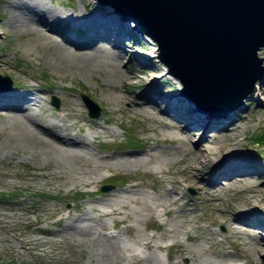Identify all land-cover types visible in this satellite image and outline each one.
Segmentation results:
<instances>
[{
    "label": "bare ground",
    "instance_id": "bare-ground-1",
    "mask_svg": "<svg viewBox=\"0 0 264 264\" xmlns=\"http://www.w3.org/2000/svg\"><path fill=\"white\" fill-rule=\"evenodd\" d=\"M6 6L9 8V17L2 28L3 33L7 27L9 30L23 31L27 35L33 34L35 37L29 43L32 48L37 49L36 56L47 48V53L59 52L55 56L57 64L63 63L68 57H76L83 59L85 65L89 64L91 67H110L114 77L123 84L116 87L117 95L111 99L118 105L116 111L121 115L150 112L152 116L149 120L159 126V134L163 136L161 141L171 145L152 148L143 154L120 151L108 157L100 156L94 152L91 142L101 137L115 136L114 130L105 128L98 120L87 118L83 113L84 107L79 108L67 87L58 84L49 88L34 86L22 79L14 90L0 92V154L16 157L15 163H21L24 158L32 159L34 168L41 172L34 176L45 179L47 186H69L70 189L98 186L107 172L143 167L155 174H163L170 168L183 166L180 172L183 180L190 186L196 185L199 188L198 195L207 196L215 211L223 218L226 228L239 236V242L234 245V255L230 256L220 250L222 244L218 250L209 249V246L203 247L197 242L193 243V246L181 244L177 238L183 231L187 216L178 214L179 208L174 210L171 218L162 221L164 228L156 239H173L174 242L167 247L173 248L178 259L186 257L187 264H231L241 259L247 264H264L263 240L257 235L241 233L245 228L249 230L246 224L255 227L249 230L251 233L264 231V216L243 212L256 206L264 209V173L258 170L257 163L250 162L246 156L219 163L220 156L214 155L211 147L220 138L227 141L233 139L234 145L230 144L224 148L225 153L233 154L231 146L239 144L235 139L239 130L244 127L241 125L243 119H240L244 118V103L221 116H209L194 109L185 99L179 97L177 92L167 93L164 88L159 87L154 90L147 87L139 92L138 100L132 101L130 81L137 76L134 70L124 65L123 54L128 55V52L122 42L125 38L135 39L136 36L132 35L134 28L124 20L99 5L90 6L85 1H81L77 8L67 9L63 3L51 0H8ZM147 37L144 35V38ZM40 40L45 43L40 45ZM97 43L102 47L97 48ZM154 53V50H148L149 55L153 56ZM258 54L262 57L263 50ZM134 59L142 66L140 73L146 74L151 70L148 58L138 55ZM15 67V72H21ZM10 69V62L0 55V72L11 75ZM34 77L30 76L32 80ZM52 89H56L55 95L63 102L59 110H53L44 104L47 95L53 92ZM261 95H264V72L260 74L254 83L253 91L246 99L260 103ZM130 101L132 104L129 107H123ZM237 112L241 113L237 115ZM38 115H44L50 121L46 122L38 118ZM211 129L215 136L208 142L207 135ZM202 143L206 144L205 153L199 149V144ZM222 144L219 142L218 148ZM212 162L217 163V166L210 167L211 171L207 170L208 166L205 165H211ZM234 175L238 177L232 179H240L242 182L227 181L226 184L229 185L226 189H239L244 193L241 198L232 201L236 207L233 208L240 212L230 220L233 209L221 206L222 190L216 182L222 178L230 179ZM159 181L162 187L167 183L163 179ZM168 182L177 184L176 180ZM142 187L143 184H133L128 187L133 193L126 189L105 195L103 199H92L88 207L75 214L71 211L65 212L62 208L54 209L50 213L51 217H56L52 225L62 224L61 229H36V233L50 236L49 239H40L39 246L50 247V242L58 246L65 239H70L78 245L94 244L99 234L94 231L93 226L98 225L106 231L103 240L97 244L96 251L91 252L92 256L101 258V264H131L138 260V256L141 257V264H160L161 260H156L151 255L129 251L117 239L127 234L135 246L151 251L163 249V245L149 240L144 234L145 227L141 229L139 225L146 222V226L148 220L161 215L169 217L170 207L177 205L180 199L170 201L175 191L169 189L159 197H149L142 191ZM182 206L189 207L190 203H183ZM111 216H119V223L129 222L132 225L120 229L114 221L111 226L115 231L111 233L107 231L109 227L105 222V218ZM0 229L3 231L0 230V245L10 240L18 255L28 253L35 246L33 241L38 240L20 230L14 231L7 223H0ZM7 231L12 232L9 237L5 236ZM185 237L188 241L192 238L186 232ZM226 239L221 240L223 244L227 243ZM12 242H16L15 245ZM206 242L211 246L216 244L213 233L209 242Z\"/></svg>",
    "mask_w": 264,
    "mask_h": 264
},
{
    "label": "rangeland",
    "instance_id": "rangeland-1",
    "mask_svg": "<svg viewBox=\"0 0 264 264\" xmlns=\"http://www.w3.org/2000/svg\"><path fill=\"white\" fill-rule=\"evenodd\" d=\"M41 1L48 2V0ZM51 1L63 3L66 9L79 7L81 1H85V3L94 7L99 5L96 0ZM7 2L8 0H0V55L6 57L10 62V71L12 74L8 75L0 72V75L8 76L11 79L12 85L5 87L6 84H0V92L14 90L22 79H25L34 86L39 85L46 88L57 84L65 86L71 90V94L75 99L74 102L79 108L82 109L81 106L84 107V115L90 118L88 116V109L82 99V96H85L99 109V116L95 120L100 121L105 128L115 131V136L107 138L101 137L91 142L93 146L91 147L94 149V152L103 157L115 155L120 151L143 154L145 151H150L152 148L171 145L168 142L163 143L161 141V137L163 136L159 134V126L153 124L151 120H149L150 116H152L150 112H132L128 115H121L116 111L118 105H116L114 101H111V99L117 95L116 87H121L123 84L114 77L110 67L105 65L91 67L89 64L85 65V62L82 61L83 59H78L76 57H68L63 63L57 64L55 63V56L59 52L47 53L46 50H49L47 48L36 56L37 49L32 48L29 43L30 40L35 37L33 34L27 35L23 31L15 29L9 30L7 27L4 31L5 33H3L2 28L5 27V22L9 17V8L6 6ZM130 26L133 28L132 25ZM132 32V35L136 36L135 39L124 37L125 39H123L122 42L124 48L128 52V55L123 54L124 65L134 70L137 76L136 79L130 81L132 101L138 100L139 92L146 90L147 87L153 90L158 87L164 88L163 90L167 93L170 92L174 94L177 92L178 94V91H180V83L174 80L172 76L168 75L166 66L158 59L159 50L155 41L150 37L144 38V35L138 33L135 29H133ZM96 42L97 40L95 43ZM39 43L41 45L44 44L45 41L40 40ZM96 46L97 48L102 47L99 43H97ZM149 49L155 51L153 56L148 54ZM260 50L264 52V48H260L257 51V57L262 60L261 74L264 72V55L260 57L258 54ZM138 55L149 59V68H151V70L146 72V74L140 73L142 66L134 59ZM14 67L21 70V72H15ZM160 73H167V75L164 76ZM31 75L35 76L33 80L30 78ZM52 90L53 92L49 93L45 98L44 104L53 110H59L63 102L55 95L54 91H56V89ZM179 97L183 98L181 95H179ZM246 98L241 102L244 103L242 106L245 109L243 112L244 118L240 117V119H243L241 125L244 127L239 130L238 137L235 139L238 140L239 144L237 146H231L233 154L228 155L224 152V148L229 147L228 145H234L233 139L227 141L220 138V140H216L211 147L214 151V155L220 156L218 160L219 163L235 157L246 156L250 162L257 163L258 170L264 173V95H261L260 99L262 101L260 103L249 101ZM55 102H58V107L52 105ZM131 104L130 101L123 107H129ZM239 113L241 112H237V115ZM37 117L44 119L46 122L50 121V119L44 117V115H38ZM103 121H105V123H103ZM208 133L209 135H207V138L208 142H210L215 134L212 129L209 130ZM130 137H132V141H134V145H136L135 147H128L127 141ZM222 140L224 142H222ZM219 142L223 144L218 148ZM199 146L201 152L205 153L204 148L206 144L202 143L199 144ZM183 149L185 150L184 147ZM16 159V157L10 154H0V223H7L14 228V231L17 230L16 232H18V230H20L29 236H35L38 240H34L33 243L35 246L32 247L28 253H24L23 255H18L16 249L11 246L10 240H7L0 245V264H101V258L99 259L96 255L92 256L91 252L92 250L94 253L96 248H98L97 244L103 240L106 230H103L100 226H93L94 231L99 234V237L96 239L97 242L94 241V244L91 243L87 245H78L70 239H65L58 246L56 243L50 242V247H40V239H49L50 236L38 234L35 230L49 229L50 231H58L61 229L62 224L58 226L52 225V221H54L56 217H51L50 213L54 209L62 208L65 212L71 211V213L75 214L77 211L88 207L92 199H103L105 195L126 189L130 193H133V191L128 188L133 184H143L142 191L149 197H159L166 189L174 190L176 193L174 192L170 201L174 199H180V201L177 203L178 207L177 205L170 207L171 213L169 217L161 215L148 220L146 226L144 225L146 222L139 225L141 229L145 227V236L153 243L163 245V249H154L151 251L135 246L131 238L127 234H123L117 239L119 243L129 249V251L141 253L145 256L151 255L154 259L161 260L160 264H170L176 261H179L180 264H187L188 259L186 257L178 259L173 248L170 249L167 247L174 242L173 239H156L164 228L161 224L162 221L171 218L174 215V210L179 208L178 214L187 216V219H185L187 222L183 226V231L177 238L181 244L193 246V243L197 242L203 247L209 246V249L212 250H218L219 245L222 244L220 250H222L223 253L227 256L234 255V245L238 244L240 239L239 236L234 235L232 231L226 228L223 223V218L215 211L207 196L198 195L199 188L196 185L190 186L187 181L183 180L184 177L180 173L183 166L178 165L174 168H170L163 174H155L151 170H147L143 167L133 170L107 172L105 173L104 180L98 186L70 189L69 186H47L45 184V179L34 176V174L41 172L34 168L32 159L24 158L21 163H15ZM205 166H208L207 170H210V167L217 166V163L212 162L211 165L208 164ZM235 177L238 176L234 175L230 179L222 178L216 182L222 190L220 193V199H222L221 206L233 209L231 210L232 214L229 216L230 220L233 215L240 212L233 208L235 205L232 204V201L241 198L244 193V191H240L239 189H226L229 185L226 184L227 181L229 182L232 180L234 183L242 182L240 179H232ZM160 179L167 181L163 187L159 183ZM168 180H176L177 184L174 185L169 183ZM106 185L110 186L111 189L102 191L101 189ZM186 202L190 203L189 207L182 206V204ZM243 212L258 214L256 216H264V209L259 206L250 207ZM118 220L119 216L105 218V222L109 227L107 231L111 233L115 231L111 226L114 221L117 222L116 227L120 229H123L124 226L132 225V223L129 222L119 223ZM231 223H233V220ZM246 227L249 230L255 228L250 224H246ZM249 230L245 228V231L242 230L241 233L246 235H257L264 242L263 230L258 234L254 232L251 233ZM185 232L192 237L189 241L186 240ZM212 233L214 234L216 244H212L211 246L206 241L209 242ZM11 234V231H7L5 236L9 237ZM223 239H226L227 243L223 244V241H221ZM12 243L15 245L16 242ZM129 251H126V253H130ZM141 262V257L138 256V260L131 264H141ZM231 264L247 263L244 259H241L233 261Z\"/></svg>",
    "mask_w": 264,
    "mask_h": 264
},
{
    "label": "water",
    "instance_id": "water-1",
    "mask_svg": "<svg viewBox=\"0 0 264 264\" xmlns=\"http://www.w3.org/2000/svg\"><path fill=\"white\" fill-rule=\"evenodd\" d=\"M96 1L155 41L158 59L180 83L178 94L194 109L221 116L253 91L262 69L264 0ZM0 84L12 82L0 75ZM82 99L89 117L97 118L96 105Z\"/></svg>",
    "mask_w": 264,
    "mask_h": 264
},
{
    "label": "trees",
    "instance_id": "trees-1",
    "mask_svg": "<svg viewBox=\"0 0 264 264\" xmlns=\"http://www.w3.org/2000/svg\"><path fill=\"white\" fill-rule=\"evenodd\" d=\"M130 138L128 139L129 146H136V145H134L135 144L134 141H132V137H130ZM258 139H260V138H258Z\"/></svg>",
    "mask_w": 264,
    "mask_h": 264
}]
</instances>
